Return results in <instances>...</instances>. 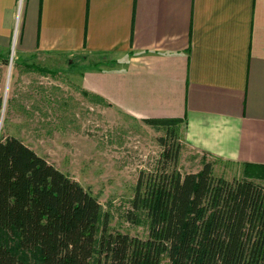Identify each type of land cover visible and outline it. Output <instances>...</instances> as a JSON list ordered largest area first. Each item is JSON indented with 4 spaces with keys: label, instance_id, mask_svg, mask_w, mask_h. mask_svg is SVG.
<instances>
[{
    "label": "crops",
    "instance_id": "crops-1",
    "mask_svg": "<svg viewBox=\"0 0 264 264\" xmlns=\"http://www.w3.org/2000/svg\"><path fill=\"white\" fill-rule=\"evenodd\" d=\"M14 48L77 61L81 89L130 119L184 121L202 154L264 165V0H0Z\"/></svg>",
    "mask_w": 264,
    "mask_h": 264
},
{
    "label": "trees",
    "instance_id": "trees-1",
    "mask_svg": "<svg viewBox=\"0 0 264 264\" xmlns=\"http://www.w3.org/2000/svg\"><path fill=\"white\" fill-rule=\"evenodd\" d=\"M143 123L165 134L156 171L141 172L125 215L147 228L144 239L115 231L90 190L1 132L0 264H264V165L238 163L243 176L229 180L204 159L199 172L183 175L184 121Z\"/></svg>",
    "mask_w": 264,
    "mask_h": 264
},
{
    "label": "rangeland",
    "instance_id": "rangeland-1",
    "mask_svg": "<svg viewBox=\"0 0 264 264\" xmlns=\"http://www.w3.org/2000/svg\"><path fill=\"white\" fill-rule=\"evenodd\" d=\"M9 51L6 54L0 49V96L6 103L5 110L0 108V119L4 114L2 134L19 138L90 190L111 214L115 231L146 238L147 228L132 225L125 215L141 172L148 175L156 171L164 132L92 103L81 92L80 73L85 67L77 61L20 60L15 48ZM90 59L98 68L106 63L110 64L106 68L117 65L110 63L116 61L114 56L102 54ZM32 64L50 72L26 66ZM180 134L183 151L179 170L183 175L199 172L205 159L214 163L218 176L229 180L243 176L238 163L202 154L185 142L182 130Z\"/></svg>",
    "mask_w": 264,
    "mask_h": 264
},
{
    "label": "water",
    "instance_id": "water-1",
    "mask_svg": "<svg viewBox=\"0 0 264 264\" xmlns=\"http://www.w3.org/2000/svg\"><path fill=\"white\" fill-rule=\"evenodd\" d=\"M3 119H4V114H2L1 116V125H2ZM1 125H0V133H1V128H2Z\"/></svg>",
    "mask_w": 264,
    "mask_h": 264
}]
</instances>
